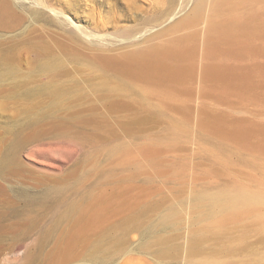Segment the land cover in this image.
I'll use <instances>...</instances> for the list:
<instances>
[{"label": "rangeland", "instance_id": "obj_1", "mask_svg": "<svg viewBox=\"0 0 264 264\" xmlns=\"http://www.w3.org/2000/svg\"><path fill=\"white\" fill-rule=\"evenodd\" d=\"M226 1L0 0V264H264V0Z\"/></svg>", "mask_w": 264, "mask_h": 264}, {"label": "bare ground", "instance_id": "obj_2", "mask_svg": "<svg viewBox=\"0 0 264 264\" xmlns=\"http://www.w3.org/2000/svg\"><path fill=\"white\" fill-rule=\"evenodd\" d=\"M207 1L208 0H195V4L192 9L193 13L197 14L199 13V11L204 9L205 5L207 4ZM226 2H227L226 0H213L212 8L215 9L216 7H221L222 4L223 3L225 4ZM250 19L247 21L250 22ZM231 23L233 22L231 21ZM226 26H228V29L231 28L229 24H226ZM217 28L218 29L220 28L219 25L214 27V32L217 31ZM217 33H215V35ZM182 52L183 51L181 49V45L178 44L177 46H168L165 48L135 50L131 54H129V59L133 64L135 63V65L143 69H147L149 66H151L152 69L159 70L160 68L164 67L163 62L165 60L174 57L178 54H181ZM258 196L261 195H256L255 193L239 188L234 191L223 190L222 192L217 194L212 193L209 195H202L201 198H206L208 201L207 213L215 216V218L219 220H223L227 217L226 211L228 209H231L232 207H241V206H242L241 208H243V205H245L247 202L250 201L252 202L253 199L259 198ZM218 212H221V214L217 215Z\"/></svg>", "mask_w": 264, "mask_h": 264}]
</instances>
